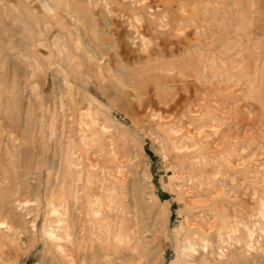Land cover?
<instances>
[{"label": "rangeland", "instance_id": "374dc122", "mask_svg": "<svg viewBox=\"0 0 264 264\" xmlns=\"http://www.w3.org/2000/svg\"><path fill=\"white\" fill-rule=\"evenodd\" d=\"M24 1L0 0V11L3 13L0 21V74L7 89L6 100L11 95L15 96L11 100V112L8 114L5 109L4 119L8 115L11 119H16L17 115L23 116L20 121L22 124L25 117L23 114L29 111L32 113L30 119L33 128L37 126L38 129H35L37 139L36 143L29 139L30 144H26L27 139L20 137L15 142L22 149L25 146L26 162H23L19 149L16 150L18 156H10L11 134H6L4 147L1 145L3 148H0V180L6 179L0 188L5 187L2 189L4 192L13 190L11 199L37 198V204L30 206H18L16 202L7 204V212L13 216L25 218L30 212L37 226L35 232L17 234L5 224L7 216L0 217V221L5 224L0 227V248L10 253L9 257L4 256L10 259L4 262L6 258L4 260L3 257L0 264H44L47 257L50 262L54 261L51 264H59L54 244L51 243L52 247L50 245V255L46 250L42 227L50 209L49 197L54 187V176L59 165L64 163L63 154L68 151L78 163L79 170L88 168L91 172V185H86L97 195L92 208L100 209L101 219L105 215L101 222H89L88 243L93 244L89 256L84 261L77 257L75 264H108L105 261L106 255L109 260L112 256L124 253L121 247L120 250H108V246L113 245V237L107 234L103 225L112 224L117 217H121L122 211L127 212L125 217L132 228L135 227L134 230H150L148 235H140L142 242H150L152 253L148 264H182V261H192L198 256H212L215 262L222 261L219 264H264V117L256 118L257 113H264V110H258L259 103L252 96V91L259 88L258 79L264 78V0L157 2L159 9L173 12L177 18L185 17L191 24V29L186 31L187 36L177 38L179 31L170 34V38L173 37L167 42L166 49L176 47V52L168 51L167 54H154L151 57L141 52L142 59L136 57L123 63L117 58L116 49L108 46L104 50L109 57L100 55L106 56H103V60L109 62L107 67L102 62H96L98 55L89 51V48H76L65 33L55 35L52 32L56 26L54 21L49 18L46 21V18L33 10L34 7H30L33 4L28 6ZM129 20L125 17L117 18L122 27L129 26ZM133 20L134 23L138 22L137 19ZM142 33L141 37L135 35L138 45L143 39V45L155 48L158 33L153 35L148 30ZM102 36L98 34L96 39L116 40V35ZM120 46L126 48L123 43ZM139 49L142 50L141 47ZM160 63L165 64L166 70L161 71V74L168 76L167 90L177 95L176 108L164 110L155 98L151 107L135 115L123 100V95L111 86L105 67L116 74L114 79L123 84L128 90V99L136 103L135 99L139 96V89L136 88L140 82H135L138 71L157 73L159 70H152V67ZM31 70L33 76L23 86L25 88L21 96L20 82ZM194 73L201 76V79H195ZM204 75L206 79H203ZM61 78H65L71 88L75 85L85 93L89 105L85 104L84 107L90 106L91 117L95 119L83 142L79 141L80 106L76 105V108L73 104V111H68L71 116H67V119L72 117L74 125L70 130L66 128V132L60 131L61 116L56 110V100L60 97L65 102L69 100L68 89L61 83ZM247 105H251V108ZM172 129L177 132L174 133ZM171 132L179 147L184 135L191 132L207 140L213 148L200 150L199 153L192 148H182V153L175 152L169 138ZM20 133L23 134V131L20 130ZM91 133L96 134L92 136ZM100 137L101 143L110 148L113 155L111 165L100 154L98 145L91 141L92 138ZM222 140L227 142L221 145ZM87 155L89 160L85 158ZM198 166L209 170L208 176L214 178L212 184H207L204 176L199 183L196 178ZM83 181L84 177L80 182ZM22 183L28 187L24 188ZM209 190L217 192L214 194L215 191ZM114 193H118L122 201L123 206L119 209L122 211L115 207L117 205L116 202L114 205V201L112 206H106L109 199L106 195ZM206 198L209 200L207 204H212L214 210L227 217L226 221L220 217L212 221L215 215L213 212H200L198 202ZM75 209L74 216L77 218L81 214L80 208ZM200 218L207 231L212 233L210 244L206 247L203 246L204 242L197 241L194 234L188 231L189 227L197 225ZM29 220L25 219L27 225ZM77 230L80 236L79 225ZM241 231L244 233L242 237L239 235ZM31 239L33 242L27 247ZM190 244L191 250L187 248ZM97 251L103 253V256L96 255Z\"/></svg>", "mask_w": 264, "mask_h": 264}, {"label": "bare ground", "instance_id": "6f19581e", "mask_svg": "<svg viewBox=\"0 0 264 264\" xmlns=\"http://www.w3.org/2000/svg\"><path fill=\"white\" fill-rule=\"evenodd\" d=\"M161 1L164 2L163 0H25L24 2L26 4H28V6L33 4L34 6H30V7L31 8L34 7L33 10H36V12H38V14H40L42 17L46 18V21L48 18L50 20L54 21L56 26H55V28H53L54 30L52 29V32L55 35L56 34L59 35V33L60 34L65 33L66 36L69 37L71 39V41H73L76 48H78L79 50H81L83 48V46H85L87 50L89 48V51L98 55L97 58H95L96 62L97 61H99L100 63L102 62V63H104V66H106V65H110V64H109V62L105 63V60H103L104 59L103 56L106 55L109 57V54L107 52H105V50H104L108 46H113V48L116 49L115 54L117 55V58H119V60L123 63L124 62L128 63L130 59H132V58L135 59L136 57L138 59H142L143 57L141 55V52L147 54V56H150V57L153 56L154 54L164 55V54H167L168 51H170V53L176 52V50L178 49V48L175 49L176 47L175 48H168V50L166 49V46L168 45L167 42L171 41V38L173 37L172 36L170 38V34L172 33V31H179L181 33V30L186 27L184 29L185 31H182L181 34L178 33L176 35L177 38L178 37L182 38L183 35H186V31L189 28L191 29V24H190V22H188V19L185 17L180 16L177 18V14H175L173 12L170 13L166 9H162V8L159 9L160 7L156 6L157 5L156 3L161 2ZM2 15H3V13L0 11V21L3 18ZM119 16L122 18L125 17V19L130 18V20L128 21V22H130V25L127 27H122L117 22V18H120ZM133 19H137L136 21H138L137 22L138 24L134 23ZM120 21L123 22L121 19H120ZM99 22L101 23V25L99 24ZM103 27L105 29H103ZM117 27H119V28H117ZM158 28H163L164 31L163 30L158 31L159 30ZM100 30H101V32L103 31V33H101ZM145 30L150 31L151 34L153 32V35L156 32L158 33V36H157L158 40L156 39L157 41H155V43H154L155 48L153 47V49L149 48L148 45H143L144 40L142 38H141L142 39L141 44L138 45V42H137L138 40L136 39L137 37L135 35L141 37L143 34L142 31H145ZM123 33L125 35L122 36V38L120 39L119 37ZM146 33H148V32H146ZM98 34H102L103 35L102 38H105V35H110L113 37L116 35V40H115V38L110 39L109 41H105L103 39L98 40V39H96V37H98ZM150 37H152V36H150ZM81 39H85V40L82 41ZM121 42L126 45L125 49L121 48V46H120V44H122ZM63 43H65V42H63ZM3 47H5V46L3 45ZM140 47L142 48V50L139 49ZM177 47H179V46H177ZM91 52H89V54ZM135 52H137V54ZM138 53H140V54H138ZM102 54H105V55H103L101 57L100 55H102ZM96 55H95V57H96ZM31 64H32V62H31ZM164 65H165L164 63H160V65L156 64L155 66L152 67V70H159L157 73L153 72V71H149V72L148 71H138V76H137L138 79H136L135 82L136 83H137V81H140V82H139L138 87L136 88V90L139 89V94H138L139 96L135 99L136 103H132L128 99V95H127L128 90L123 87V84L114 79V75L116 76V74L108 71L109 68H106L107 66L105 67V69L109 74V78H110L109 81L111 83V86H113V88L118 93L123 95V100H125L129 104V106L131 107V109L135 113V115H139L146 108H149V106L151 107V105H153L155 103L154 102L156 100L155 98H157L158 102L161 104V106L163 107L164 110L171 111L172 109L174 110L176 108V104L178 103V100L176 99L177 95L175 96L174 93L172 94L167 90L169 87V86H166V83H168V80H167L168 76L161 74V71L166 70ZM102 69L104 70V68H102ZM106 71L104 70V73ZM31 72H32V70H31ZM31 72L28 73V76L20 82V85H19L20 86V94L22 93V91H24L25 87H23V86H26L28 84L27 83L28 79L31 76H33V72L32 73ZM196 75L197 74H195V73L193 75L195 79H197V80L201 79L200 78L201 76H196ZM202 77H203V79L204 78L206 79L205 75ZM61 79H62L61 83H63V85L65 84V86L67 87L66 89H68L69 100H68V102H65L64 100L60 99L61 97L56 100V110L58 112V115L61 116V121H60L61 129H60V127H59V129L61 132L62 131L64 132L66 130V128L67 129L69 128L68 130H70V127L72 125H74V123H73L74 119H72V117H71V119H67L69 116H71V113L69 114L68 111L69 112L73 111V107H72L73 104H75V106L76 105L80 106L81 107L80 111H82V112H80V117L78 119V125H79L78 128L81 129V140H79V141L83 142V140H85V137H87V135H88V131H90V130H88V128H91L89 126L93 125L95 123V119H94V117L93 118L91 117L90 106L84 107L85 104H88L87 103V97L85 96V93L82 92L79 89V87H77L75 85L71 88V85L66 84L68 82L66 81L65 78H61ZM151 82H152V84H151ZM258 83H259L258 84L259 88L255 91H252L254 93H253V95L252 94H250V95H252L253 98L256 97L254 99V101H256V103L257 102L259 103L258 110H264V78L263 77L259 78ZM56 88L58 90L57 85H56ZM66 89H64V90H66ZM32 90L33 89H31V92H32ZM6 91H7V89L5 86V81L2 79V74H0V148L4 147V142H6V134H11L10 146L12 148V150H11L12 155H10V156H13V157L18 156V154L16 153V150L19 149V155L21 157V160L23 162H26V156H25L26 150L24 149L25 146L23 147V149H24L23 150L20 147L21 145H19V144L17 145L15 142L20 137H24L25 139H27L26 144H30L29 139L34 140L33 143H36L35 138L37 136L35 134H37V132H35V129H36V131H38V129H37V126H36V128H33V124H32V121L30 119L32 113L30 114L29 111H26V114H23L25 116L24 117V123H22L23 125L20 124V121L23 120V116L18 117V115H17L16 119H11V117L8 115L4 119L5 109H6V112L8 114H9V112H11L10 111L11 110V108H10L11 100H13V98L15 97L14 95L13 96L11 95V97L6 100V97H5ZM33 93H34V90H33ZM22 94H21V96H22ZM252 96H248V97H252ZM245 102H246V100H245ZM25 105H26V103H25ZM77 106H76V108H77ZM247 106H249L251 108V105H247ZM95 107H97V106H95ZM25 110H27V109L25 108ZM159 110H161V109H159ZM14 111H16V110H14ZM12 112H13V108H12ZM146 112H147V110H146ZM177 112H179V111H177ZM97 113H99V112H97ZM254 113H255V111H254ZM93 114H94V111H93ZM145 114H147V113H145ZM257 114H258V117H256L257 119H260L261 116L264 117V113H262V112H259ZM77 116H79V115H77ZM174 119H176V118H174ZM39 124H41V123H39ZM174 124H175V122H174ZM6 128H8V129H6ZM173 128H174V126H173ZM167 129H169V128H167ZM20 130L23 131V134L20 133ZM92 130H93V128H92ZM170 130H171V128H170ZM172 130H174V129H172ZM175 132H177V131L174 130V133ZM92 134H94V133H91V135ZM89 135H90V133H89ZM171 135L172 136L169 137L170 142H171V147L175 150V152L177 151L178 153H182V150H181L182 148H185V149H191L192 148L193 150L198 151V153L200 152V150H203V149L208 150V149L213 148V147H211V143L208 144L207 140L205 141L201 136L199 137L198 135L197 136L192 135L191 132H189V135L188 134L184 135L188 141H186L185 138H184V140H182L180 138V140H182V142H181L182 145L179 147L176 144L177 141L175 140L173 133ZM91 141L95 142L98 145L100 154L103 156L104 160H106L109 164L113 163L112 161H114V159H113V155L111 154V152L109 150L110 148L108 149V148L104 147L105 145L103 143H101V137L100 138H92ZM183 141H185V145H184ZM224 141L227 142L226 140H224ZM224 141L223 140L220 141L221 145H224V143H225ZM99 143H101V145ZM1 145L3 147H1ZM218 145H220V144H218ZM7 147H8V145H7ZM5 149H6V147L4 148V150ZM8 151H10L9 148H8ZM65 152H66V150H65ZM68 152L63 154V160L64 161L63 160L62 161L64 163H63V165H59V170L57 171V173L54 176V181H53L54 187H52V191L50 193L51 196L49 197V199H50L49 201H51L50 209L47 211V215L45 216V219L43 221V227H42L43 228L42 229L43 240H44V242H46V245H47L46 250H47L48 254L50 255V253H51L50 252L51 251L50 245H51V243L54 244L53 246H55V249H54L55 253H57V255L59 257V259H58L59 264H75L77 257H78V260L81 259V261H84L85 258L89 256V251L91 250V246L93 244L92 242L90 244L88 243V241H89L88 240L89 239L88 238V230L90 228L89 222H92L93 224H94V222H101V220H103V217L105 216V215L104 216L102 215L103 217L101 219L100 209H98L96 207H95V209L92 208L93 203H94L93 201L97 198V195L94 194L93 189H91L90 187H87V185H86L87 183L90 184L91 172L89 171L88 168L85 170H83V169L79 170L78 169L79 167L77 168L78 163L72 159V156H70L72 154H69ZM9 154H10V152H9ZM88 156L89 155L85 156L86 160H89ZM193 157L196 158V156H193ZM90 159H92V158H90ZM90 163H93V162L91 161ZM90 165L92 166V164H90ZM93 167H95L94 164H93ZM110 168H112V166H110ZM208 171L205 170L204 167L198 166V168H196V178L198 179L199 183L202 181L203 176L206 177L205 179H207V184L210 185L213 183L214 178H211L210 176H208V174H209ZM82 177H84V181L81 183L80 180L82 179ZM5 179L3 178L0 180V185H2L4 183ZM14 181H13V183H14ZM91 182H92V180H91ZM23 187L26 188V187H28V185L23 184ZM119 187L120 186H118V188ZM4 188H2V189H4ZM2 189L0 188V217L2 215H4V217L7 216L5 224L7 226L9 225V227L11 228V231L13 229L14 232L17 234H25V233H29L30 231L35 232L37 222L31 218L30 212H28L26 214L25 218H21L20 216H13V215L9 214V211L7 212V204L12 203V202H16V204H18V206L19 205H21L22 207L23 206H30L33 204H37V198L36 199L34 198V199L21 200L19 197H16L14 199H11L10 198L11 195L14 194L13 190L9 189V190H7V192L6 191L4 192ZM209 191H213V190H209ZM216 192L217 191H215L214 194ZM97 193H98V191H97ZM209 195H211V194H208V196ZM106 197L107 198L109 197V199L107 200L106 206H112L111 203L113 201H114V205L116 202L117 206H115V207H117L118 210L123 206L121 204L122 201L119 198L118 193L117 194L114 193V195L108 194V195H106ZM79 198L80 199L82 198V200H80ZM208 201L209 200L206 198L205 200H201L198 202L199 207L201 206L200 212L203 213L205 210H206L207 214H209L210 211L213 212L215 215L212 213L214 215V218L212 221L217 220L218 217H220L222 220L226 221L227 217L224 216L222 214V212L214 210V208H212L213 207L212 204L211 205H210V203L207 204ZM59 207H61V209H59ZM75 208H78V209L80 208L79 212L81 214H79L77 216V218L74 216V211L76 210ZM119 211H122V210H119ZM6 212H7V214H5ZM126 213L124 211H122L121 217H119V218L117 217L118 219L116 218L114 220V222L112 221L113 222L112 224H110V223L103 224L107 230V234L109 236L113 237V245L111 244L112 246H108V250H109V248H111V249L113 248L115 250H118L119 247H121L120 249H123L122 252H124L122 255H118V256H112L111 255L113 258H110L109 260H107L108 257L106 255L105 261H107L108 264H135L136 262H137L136 264H148L150 259H151L150 254L152 253L151 248L149 246L150 242L147 240L146 241L144 240V242H142V239H140V237H141L140 235L144 234V236H146V235H148V233H150V230H147V229H145V231L134 230L133 228H135V227L133 226V228H132V225H130L128 223L127 218L125 217ZM91 214H92V216H90ZM27 218L31 219V220H29L28 225L26 224V221H25V219H27ZM202 218L203 219L205 218L204 215L202 216ZM202 218H200L201 220L199 219L196 226L189 227L188 231L191 232L190 233L191 235L194 234V236L197 238V241L204 242L203 246L206 247V245L210 244L209 240L211 238L212 233L207 231V229L204 227V223L202 222ZM104 219H105V217H104ZM107 219H108V217H107ZM2 224H3V222L0 221V227L2 226ZM5 224H3V225H5ZM78 225L80 226V230H81L80 236L77 233V231H78L77 226ZM212 225L214 226V223H212ZM98 227H99V225H98ZM97 229H99V228H97ZM0 233H2V232L0 231ZM89 233H90V231H89ZM108 235H106V236H108ZM239 235L242 237L244 235V233L241 231ZM137 236H139L140 242L138 241ZM91 238L92 237H90V239ZM31 242H33L32 239L30 242H28L27 247L30 246ZM103 244H104V242H103ZM20 246H22V245H20ZM51 247H52V245H51ZM100 247H98V248H100ZM187 248L191 250L192 249L191 244L188 245ZM24 249H27V248L24 247ZM105 249H106V247H105ZM108 250H107V252L109 253ZM99 251L95 252V253H97L96 255L103 256V253H100ZM5 255H6V257H9L10 253L8 251L4 252L3 249L0 248V260ZM14 255L17 256L15 253H14ZM6 257H4V260ZM198 257L199 258H195L192 261H182L183 262L182 264H219V263H222V261L215 262L216 260L214 258H211L212 256H209L208 258L207 257L205 258L204 256L203 257L198 256ZM9 259L6 258V260L4 262H7ZM45 259L46 260H44V264H51L52 262H54V261L50 262V258H48V257ZM93 261H95V260H93ZM153 262H155V261H153ZM104 263H106V262H104ZM54 264H56V262Z\"/></svg>", "mask_w": 264, "mask_h": 264}]
</instances>
